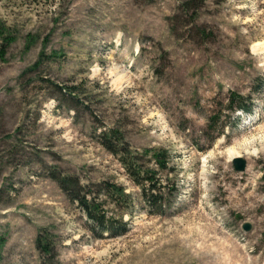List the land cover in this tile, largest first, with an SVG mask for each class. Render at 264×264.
I'll return each instance as SVG.
<instances>
[{
    "label": "rangeland",
    "instance_id": "rangeland-1",
    "mask_svg": "<svg viewBox=\"0 0 264 264\" xmlns=\"http://www.w3.org/2000/svg\"><path fill=\"white\" fill-rule=\"evenodd\" d=\"M259 43L264 0H0V264H264ZM123 148L165 153L166 170L146 164L163 213ZM64 178L127 232L92 231Z\"/></svg>",
    "mask_w": 264,
    "mask_h": 264
},
{
    "label": "trees",
    "instance_id": "trees-1",
    "mask_svg": "<svg viewBox=\"0 0 264 264\" xmlns=\"http://www.w3.org/2000/svg\"><path fill=\"white\" fill-rule=\"evenodd\" d=\"M76 89V87H69L66 91L68 95L72 97L71 94H74ZM229 108L244 113L250 112V105L245 103L243 97L234 93L230 95ZM107 148L113 147L109 145ZM109 150L118 157V161L129 179L141 190L140 195L144 198V202H147L149 207L156 208L157 213H163L167 208V206H164L163 201L164 183L159 175V171L148 167L146 164L149 162L147 159V155H149L151 161L154 162L155 168L157 166L160 170H166L168 166L167 157L164 155L165 153L144 151L141 154H138L132 153L129 148H123L122 151H120L122 153H118L112 149ZM68 179L69 178L56 180L58 181L60 188L66 193L67 197L71 201L76 202L83 211L86 219L92 224V231L98 232L100 236L106 233L107 236L112 238L124 235L127 232L130 224L122 219L118 220L108 217L103 208V201H101L94 193L86 191L80 196L78 193L69 192L65 187V183ZM168 182L166 185L169 184ZM74 183L79 187L78 180H75ZM99 192L112 199L114 197L121 198V196L129 198L128 195H122V193L120 195V188L110 183H105L104 188ZM113 202L115 205H119L116 200H113Z\"/></svg>",
    "mask_w": 264,
    "mask_h": 264
},
{
    "label": "water",
    "instance_id": "water-1",
    "mask_svg": "<svg viewBox=\"0 0 264 264\" xmlns=\"http://www.w3.org/2000/svg\"><path fill=\"white\" fill-rule=\"evenodd\" d=\"M233 169L236 172H244L247 166L246 160L242 157H234L231 159ZM242 230L245 232H249L251 230V225L249 223L242 224Z\"/></svg>",
    "mask_w": 264,
    "mask_h": 264
},
{
    "label": "bare ground",
    "instance_id": "bare-ground-1",
    "mask_svg": "<svg viewBox=\"0 0 264 264\" xmlns=\"http://www.w3.org/2000/svg\"><path fill=\"white\" fill-rule=\"evenodd\" d=\"M263 44L264 43H259V44L255 45L253 51H256L257 52V51L261 50L260 48L262 47ZM234 157H240V154L239 153H234L233 154V158Z\"/></svg>",
    "mask_w": 264,
    "mask_h": 264
}]
</instances>
